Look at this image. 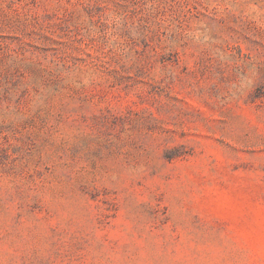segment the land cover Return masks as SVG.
I'll use <instances>...</instances> for the list:
<instances>
[{
    "label": "rangeland",
    "instance_id": "1",
    "mask_svg": "<svg viewBox=\"0 0 264 264\" xmlns=\"http://www.w3.org/2000/svg\"><path fill=\"white\" fill-rule=\"evenodd\" d=\"M0 264H264V0H0Z\"/></svg>",
    "mask_w": 264,
    "mask_h": 264
}]
</instances>
